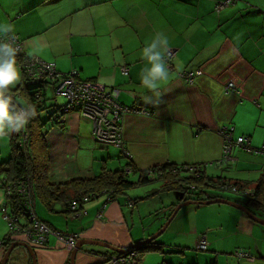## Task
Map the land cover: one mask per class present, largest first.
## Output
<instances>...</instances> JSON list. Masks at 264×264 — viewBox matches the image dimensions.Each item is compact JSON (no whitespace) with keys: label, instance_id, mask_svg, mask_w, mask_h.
Wrapping results in <instances>:
<instances>
[{"label":"crops","instance_id":"0c3cea01","mask_svg":"<svg viewBox=\"0 0 264 264\" xmlns=\"http://www.w3.org/2000/svg\"><path fill=\"white\" fill-rule=\"evenodd\" d=\"M221 1L0 0V23L12 24L28 54L55 63L59 72L78 71L83 81L119 91L120 102L133 108L124 115L123 137L137 170L130 176L136 180L140 170L154 166L195 164L207 176L252 189L264 174V154L235 147L232 160L224 161L222 128H231L234 140L248 137L253 148L264 145V0H234L218 10ZM156 32H164L175 51L168 62L170 79L159 98L140 85L145 66L140 52ZM177 65L182 68L177 70ZM19 68L22 78L14 88L24 79ZM185 70L200 73L190 83L180 75ZM101 79L111 83L101 85ZM229 82L235 91L227 88ZM56 95H48V104L65 105ZM144 96L152 102L146 103ZM46 131L49 182L53 184L90 179L104 167L122 169L130 160L121 157L117 147L99 144L92 120L77 111L66 114L61 124L50 123ZM11 135L0 138V167L10 158ZM2 177L0 205L7 200ZM210 192L236 201L224 192ZM159 194L138 201L129 192L115 200L101 194L85 202L76 214L63 213L59 202L50 211L39 196L33 204L36 216L56 230L128 248L163 227L165 217H158L152 226L145 224L139 205ZM180 215L165 231L187 236L196 247L205 239L206 251L211 250L205 263L198 256L190 261L172 257L184 251H172L157 238L163 249L146 252L142 264H264V225L242 210L224 203L196 204L183 208ZM8 228L0 213V241ZM236 250L249 252L255 259L241 260L233 253ZM110 251L85 244L75 264H94ZM37 252L38 264H66L71 256L56 238ZM4 254L2 246L0 261Z\"/></svg>","mask_w":264,"mask_h":264},{"label":"trees","instance_id":"16d2710c","mask_svg":"<svg viewBox=\"0 0 264 264\" xmlns=\"http://www.w3.org/2000/svg\"><path fill=\"white\" fill-rule=\"evenodd\" d=\"M21 69L24 79L19 87L12 90V93L21 94L22 99L18 100L25 101L26 104L34 105L37 115L29 121L25 129L11 135V155L1 165L0 175L3 176L1 178V186L4 189L10 186V192L7 191L6 205L9 207L11 213L17 217V222L22 227H31L34 223L28 207L29 200L27 195L20 192V189L25 184L30 185L32 200L35 199V196H39L50 211L54 210V203L59 202L63 207L61 211L65 214L82 212L85 202L101 194H107L109 200H115L120 196L127 195L129 190L148 185L152 181H161L160 188L153 189L147 196L135 198V201L170 190H176L180 193V202L188 200L202 201L219 197L224 198L220 195H214L210 191L231 192L228 189L231 186L236 187L241 192V194L235 193L239 196V198H235L236 202L246 205L253 213L263 217L264 174L258 180L255 187L251 189L248 185L233 182L230 179L207 176L200 165L166 163L144 171L140 170L138 179L132 180L130 174L137 172V170L131 162V158H128L130 160L127 159L128 161L124 168L111 170L104 167L100 173L90 179H72L60 184L49 182L50 159L46 152V130L50 123H63L65 117L63 114L64 105H49L47 87L51 86L50 82L42 81L33 84L26 74V71L23 68ZM185 72L190 71L185 70ZM52 89L55 93L54 86ZM50 109H52L51 112L44 117L42 115L43 112H48ZM21 142L23 144H20ZM121 157L126 158L122 153ZM244 191H249V193L243 195L242 193ZM191 193L196 196H188ZM73 205H77V208L73 209ZM177 205L172 204V213ZM44 222L47 223L46 221ZM21 232L22 230L19 234L14 235L12 230H9L6 237L1 240L5 251L13 241L22 239ZM124 249L137 250L141 257H143L146 252L162 250L163 244L157 241V239H154L149 243L140 242L137 245H132ZM179 252L183 251L179 250ZM112 253L116 252H107L102 259ZM102 259L94 264H99ZM30 262V264H34L32 257ZM66 264H70V260Z\"/></svg>","mask_w":264,"mask_h":264},{"label":"built area","instance_id":"2783aa9c","mask_svg":"<svg viewBox=\"0 0 264 264\" xmlns=\"http://www.w3.org/2000/svg\"><path fill=\"white\" fill-rule=\"evenodd\" d=\"M234 2V0H223L216 5V9L219 10L226 6H230ZM13 35L16 45L20 48V52L17 56V64L26 71L31 82L34 84L42 81H49L50 85L55 87V94L67 98L63 107V114L65 116L71 111H77L82 116L91 119L93 122V134L99 144L106 147H117L121 150L124 157L131 158L132 155L128 151L123 137V118L124 115L133 108L119 101V91L117 89H108L83 81L80 79L78 71L68 73L59 72L55 63L28 54L24 41L19 35L14 33ZM174 55L175 51L171 49L168 62L171 61ZM123 70L125 73L128 72L127 68H123ZM198 73L200 72L183 71L180 75L186 81L192 83ZM227 88L234 91L236 90L233 82H229ZM12 95L15 100L21 97L19 93H12ZM222 135L225 141L223 160L226 162L232 160V152L235 147H241L249 152L264 154V145L260 148H253L250 145V139L246 136H239L234 140L232 129L229 127L222 128ZM20 144H23V142ZM228 189L232 193L241 194L236 187L229 186ZM7 191L10 192V186L7 188ZM20 192L27 195L29 200L28 207L34 223L31 227H22L17 222V217L11 213L9 207L4 203L0 205V213L3 219L8 223L9 230H12L14 235L19 234L22 230V239L28 242L32 247L48 246L50 237L54 235L60 244L69 252H72L81 238L80 234L61 232L40 220L35 213L30 185H23ZM248 193L249 191H244L242 194L247 195ZM72 207L75 209L77 205H73ZM2 245L3 242L0 241V247H2ZM197 249L206 251L208 249L207 241L201 239ZM235 255L241 260L252 261L255 259V256L246 251L237 250ZM99 264H142V257L137 250H126L123 253L116 252L109 254L102 259Z\"/></svg>","mask_w":264,"mask_h":264},{"label":"clouds","instance_id":"9594fccd","mask_svg":"<svg viewBox=\"0 0 264 264\" xmlns=\"http://www.w3.org/2000/svg\"><path fill=\"white\" fill-rule=\"evenodd\" d=\"M14 28L10 23H0V138L19 133L37 113L35 106L15 100L12 89L21 81V71L17 64L20 48L14 39ZM169 37L164 32H156L150 41L141 49L140 56L145 66L140 73V85L152 96L159 98L163 85L170 79L168 60L171 49ZM182 65H177L180 70ZM101 85L111 83L104 79ZM146 103L151 97L144 96Z\"/></svg>","mask_w":264,"mask_h":264},{"label":"rangeland","instance_id":"374dc122","mask_svg":"<svg viewBox=\"0 0 264 264\" xmlns=\"http://www.w3.org/2000/svg\"><path fill=\"white\" fill-rule=\"evenodd\" d=\"M49 90H48V95H55V93L53 92L54 90H52L51 86H48ZM52 96H50L51 98H53ZM57 96V101L59 102H66L67 98H65L64 96L61 95H56ZM52 109L43 112V116L46 117V115H48L51 112ZM131 179L136 180V178L134 177V175L132 174L130 176ZM138 179V178H137ZM161 181H152L151 183H149L148 185H143L137 188H133L131 190H129V194L132 195L133 198H136L138 195H143V193H145L147 190L150 192L153 189H159L160 185H161ZM225 195H227L228 197H232V198H239V196H237L235 193L232 192H224ZM135 195V196H133ZM196 196L194 194H189L188 196ZM180 193L176 190H170V191H164L163 193H160L157 196L151 197L150 199L147 200H143L139 202L140 205V209L145 213V217L143 218V220L145 221V224H150L152 226V224L154 222H156V219H158V217L160 219L164 218L166 219V221L164 222V224L168 221L169 217L171 216L172 212H170V204H179L181 197H180ZM125 198H123L122 200H124ZM126 200V199H125ZM39 205H40V201L38 200ZM196 204H188L183 206L179 213H177V215L175 216V218L173 219V221L170 224V227L172 228V226L174 224H176V222L180 219V214L183 210V208H189L190 206H193ZM137 214V213H136ZM164 224L162 226H164ZM160 230V229H159ZM159 230H157L156 232H158ZM9 231V228H8ZM155 232V233H156ZM170 231H165L163 234H161L158 239L162 242L168 243V245L170 247H172V251H179L182 250L184 251L183 254L178 253L177 254H172L171 256L174 258H181V260L183 261V259H185V261H190L191 259H195V257L198 256V258L201 260V262H203L206 258V254L209 253L211 250L209 249V251H201L198 250L196 246H194V244H189L190 239L187 238V236H184L183 234H170ZM154 233V234H155ZM51 243H53L55 241V236L52 235L51 237ZM187 243V244H186ZM47 247V246H45ZM45 247H37L34 246L33 249L35 251V253L37 254V264H38V250L39 249H43ZM176 248V249H175ZM235 252V251H234ZM233 252V253H234ZM4 257V256H3ZM3 257L1 258V263L3 260ZM31 254L30 252L23 246H18L16 247L12 253L10 254L8 261L6 264H30V260H31ZM0 263V264H1ZM205 263V262H203Z\"/></svg>","mask_w":264,"mask_h":264},{"label":"water","instance_id":"95a60500","mask_svg":"<svg viewBox=\"0 0 264 264\" xmlns=\"http://www.w3.org/2000/svg\"><path fill=\"white\" fill-rule=\"evenodd\" d=\"M214 203H224V204H228L230 206H233L235 208H238V209L242 210L243 212H245L246 214H248V216L250 218H252L254 221L264 225V219L262 217H260L259 215H256L255 213H253V211L250 210L246 205H244L242 203H239V202H236L234 200H230V199H226V198H220V197L219 198H214V199L202 200V201L188 200V201L180 202L176 206L175 210L173 211V213L169 217L168 221L164 224V226L158 232H156L153 236H150L149 238L144 240L143 243H149L150 241H153L154 239H157L167 229V227L170 224V222L174 219V217L177 214V212L183 206L188 205V204L209 205V204H214ZM85 244L103 246V247L107 248L108 250H111L113 252H118V253H123V252L126 251V249L120 248V247L112 245L110 243L101 242V241L92 240V239H80L78 241L77 245H76V248L71 252L70 264H75L77 253ZM18 246L25 247L30 252V254H31L32 258H33L34 264H37L35 251H34L33 247L30 246V244L28 242H26L25 240L13 241L10 244L9 248L5 251V254H4V257H3V260H2L1 264H6L7 263L10 254Z\"/></svg>","mask_w":264,"mask_h":264},{"label":"flooded vegetation","instance_id":"af4514ba","mask_svg":"<svg viewBox=\"0 0 264 264\" xmlns=\"http://www.w3.org/2000/svg\"><path fill=\"white\" fill-rule=\"evenodd\" d=\"M23 240V239H22Z\"/></svg>","mask_w":264,"mask_h":264}]
</instances>
